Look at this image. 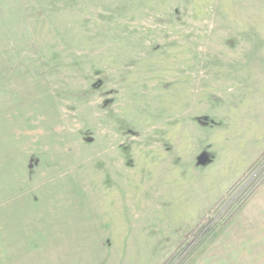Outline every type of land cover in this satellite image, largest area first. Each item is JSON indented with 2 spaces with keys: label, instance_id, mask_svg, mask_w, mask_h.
Wrapping results in <instances>:
<instances>
[{
  "label": "rangeland",
  "instance_id": "374dc122",
  "mask_svg": "<svg viewBox=\"0 0 264 264\" xmlns=\"http://www.w3.org/2000/svg\"><path fill=\"white\" fill-rule=\"evenodd\" d=\"M263 145L264 0H0V264H180Z\"/></svg>",
  "mask_w": 264,
  "mask_h": 264
},
{
  "label": "crops",
  "instance_id": "0c3cea01",
  "mask_svg": "<svg viewBox=\"0 0 264 264\" xmlns=\"http://www.w3.org/2000/svg\"><path fill=\"white\" fill-rule=\"evenodd\" d=\"M263 151L264 145L255 157ZM236 180L229 183L223 196L231 192ZM224 204L222 199L214 213L208 211L211 205L207 208L208 218L204 216L198 225L203 233L201 242L180 264H264V176L248 194L235 199L224 214L219 213ZM56 243L49 249L64 253L65 245Z\"/></svg>",
  "mask_w": 264,
  "mask_h": 264
},
{
  "label": "trees",
  "instance_id": "16d2710c",
  "mask_svg": "<svg viewBox=\"0 0 264 264\" xmlns=\"http://www.w3.org/2000/svg\"><path fill=\"white\" fill-rule=\"evenodd\" d=\"M257 162H258V160H256L247 170H246V172L239 178V179H237L236 180V182L232 185V187H231V189L230 190H232L237 184H238V182H240L249 172H250V170L251 169H253V167L254 166H256L257 165Z\"/></svg>",
  "mask_w": 264,
  "mask_h": 264
}]
</instances>
